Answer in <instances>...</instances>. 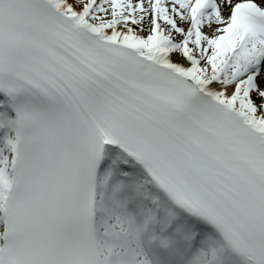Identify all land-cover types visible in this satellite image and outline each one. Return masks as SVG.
Returning a JSON list of instances; mask_svg holds the SVG:
<instances>
[{"label":"snow or ice","instance_id":"obj_1","mask_svg":"<svg viewBox=\"0 0 264 264\" xmlns=\"http://www.w3.org/2000/svg\"><path fill=\"white\" fill-rule=\"evenodd\" d=\"M0 264H264V0H0Z\"/></svg>","mask_w":264,"mask_h":264}]
</instances>
